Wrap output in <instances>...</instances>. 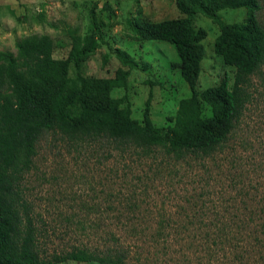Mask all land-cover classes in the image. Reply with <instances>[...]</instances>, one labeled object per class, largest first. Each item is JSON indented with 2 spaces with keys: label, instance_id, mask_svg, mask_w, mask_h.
Returning a JSON list of instances; mask_svg holds the SVG:
<instances>
[{
  "label": "rangeland",
  "instance_id": "obj_1",
  "mask_svg": "<svg viewBox=\"0 0 264 264\" xmlns=\"http://www.w3.org/2000/svg\"><path fill=\"white\" fill-rule=\"evenodd\" d=\"M260 3L258 18L264 29V0ZM94 6L98 29L91 20ZM219 15L226 23H239L246 10H223ZM184 18L175 0H0V62L15 56L18 46L32 36L49 38L51 58L61 60L73 47L83 46L86 36L101 34L103 42L96 41L78 69L71 64L68 77L74 79L80 73L85 78H114L120 70L128 72L127 89H115L110 97L127 95L131 117L139 123L150 99L153 125L170 138L168 120L190 91L181 77L175 47L140 40L138 31L148 24ZM193 25L206 32L197 89L216 86L224 74L232 86L234 70L213 52L218 28L200 13H195ZM117 49L138 62V67L122 65L113 54ZM249 79L248 100L235 130L223 151L211 157L177 161L159 149L145 153L133 147L122 149L106 139L79 141L44 133L33 167L21 180L34 211L39 245L48 253L76 247L103 250L114 234L125 239L127 264H256V257L244 262L236 259L237 248L230 253L224 247L197 245L202 235L224 231L212 227L215 215L223 221L233 216L260 218L259 225L255 221L252 225L257 231L261 224L264 229V64ZM203 116H210L209 108L204 107ZM159 223L164 232H179L180 243L150 242ZM132 231L144 236L131 238ZM168 258L172 262L167 263Z\"/></svg>",
  "mask_w": 264,
  "mask_h": 264
},
{
  "label": "trees",
  "instance_id": "obj_2",
  "mask_svg": "<svg viewBox=\"0 0 264 264\" xmlns=\"http://www.w3.org/2000/svg\"><path fill=\"white\" fill-rule=\"evenodd\" d=\"M175 6L186 18L148 24L138 31L140 40L163 41L175 47L181 77L190 91V97L168 120L172 124L170 138L153 125L149 116L150 99L145 102L139 123L131 117L127 95L110 97L115 89H127L128 72L120 70L114 78H85L80 73L74 79L68 77L70 65L78 69L93 52L96 41L103 42L101 34L86 36L83 46L73 47L66 59L51 58L52 41L45 36L28 38L18 46L15 56L2 59L0 264H61L67 261L127 264L128 251L120 235L110 234L103 250L76 247L68 252L48 253L39 245L40 233L35 225L34 211L26 199L21 180L33 167L36 146L44 133H60L69 140L79 141L106 139L122 149L133 147L145 153L159 149L173 155L177 161L191 156L211 157L216 151H223L247 103L249 78L264 64V29L258 18L261 3L260 0H175ZM95 8L92 7L91 20L98 29ZM237 9L246 10L242 22L226 23L219 15L220 11ZM195 13L202 14L218 28L213 52L225 66L234 70L232 86L224 74L216 86L202 91L197 89L206 32L194 28ZM38 19L42 22L44 14L40 13ZM113 54L122 65L130 69L138 67L139 63L127 53L117 49ZM106 59L107 56L104 61ZM204 107L210 109V116H203ZM213 217L212 227L220 226L224 231L202 235L198 246L209 244L215 250L224 247L230 253L237 248L239 253L235 258L241 262L252 257H256V264L264 262V252H261L264 229L262 224L260 231L252 225L253 221L259 225L260 218L233 216L223 221L220 215ZM248 225H252L251 231ZM162 226L163 223H159L160 229L150 236V242L159 245L173 240L177 243L180 233L164 232ZM232 226L237 230L232 231ZM128 235L131 238L144 236L136 231ZM170 262L168 258L167 263Z\"/></svg>",
  "mask_w": 264,
  "mask_h": 264
}]
</instances>
